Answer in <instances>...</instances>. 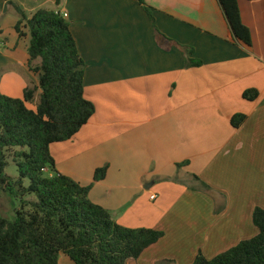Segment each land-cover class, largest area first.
I'll list each match as a JSON object with an SVG mask.
<instances>
[{"label": "crops", "instance_id": "1", "mask_svg": "<svg viewBox=\"0 0 264 264\" xmlns=\"http://www.w3.org/2000/svg\"><path fill=\"white\" fill-rule=\"evenodd\" d=\"M9 2L29 17L66 14L86 64L95 113L73 139L51 145L58 173L91 187V201L119 225L165 233L126 264H192L200 252L210 260L258 235L264 0H238L251 47L235 41L218 0H145L154 22L138 0H0V93L23 99L39 77ZM249 90L254 101L244 98ZM239 114L246 120L235 128Z\"/></svg>", "mask_w": 264, "mask_h": 264}, {"label": "trees", "instance_id": "2", "mask_svg": "<svg viewBox=\"0 0 264 264\" xmlns=\"http://www.w3.org/2000/svg\"><path fill=\"white\" fill-rule=\"evenodd\" d=\"M218 1L235 41L251 47V32L242 22L238 0ZM138 2L154 22L145 0ZM9 3L20 16L19 36H24L23 27L28 30L29 67L38 75L39 86L26 89L23 99L0 93V195L21 200L14 220L0 215V264H59L63 254L73 264L138 260L165 233L116 223L108 210L91 201V187L58 173L51 154V145L73 139L95 113L94 104L85 98L86 64L70 24L58 12L43 9L29 17L17 4ZM193 52L187 50L189 56ZM37 60L39 65H35ZM200 64L188 61L189 66ZM38 90L41 95L35 104ZM257 97L255 90L244 93L249 101ZM245 120L239 114L231 123L239 128ZM14 148L21 149L14 154L20 175L17 180L5 173V151ZM107 170H96L94 181L104 180ZM46 173L52 176L46 177ZM26 179L28 187L24 186ZM28 195H35L36 201L26 200ZM253 224L259 231L256 237L210 260L200 252L192 264H264L263 208H255Z\"/></svg>", "mask_w": 264, "mask_h": 264}, {"label": "rangeland", "instance_id": "3", "mask_svg": "<svg viewBox=\"0 0 264 264\" xmlns=\"http://www.w3.org/2000/svg\"><path fill=\"white\" fill-rule=\"evenodd\" d=\"M29 106L32 109H35V107H36L34 104H29ZM19 150H21V149L20 148H14V150H6L5 151V154L7 156V167H6L5 173L7 176H9L10 178H12L14 180H17L20 177L17 164L14 161V154L16 151H19ZM45 176L49 177L50 173H46ZM29 185H30V181L28 179L24 180V186L28 187ZM25 199L29 200V201H33V200L36 201V196L35 195H28V196H26ZM20 206H21V200L15 199L8 194L1 193V195H0V215L4 216L10 220H14L15 210L19 209ZM60 264H73V262L71 261V259L68 256L63 254V255H61Z\"/></svg>", "mask_w": 264, "mask_h": 264}, {"label": "built area", "instance_id": "4", "mask_svg": "<svg viewBox=\"0 0 264 264\" xmlns=\"http://www.w3.org/2000/svg\"><path fill=\"white\" fill-rule=\"evenodd\" d=\"M63 17L65 18V17H67V15L65 14V15H63ZM155 197H152V199H154Z\"/></svg>", "mask_w": 264, "mask_h": 264}]
</instances>
